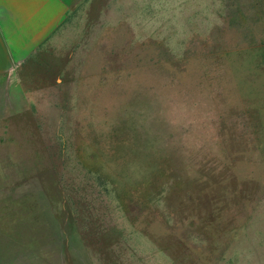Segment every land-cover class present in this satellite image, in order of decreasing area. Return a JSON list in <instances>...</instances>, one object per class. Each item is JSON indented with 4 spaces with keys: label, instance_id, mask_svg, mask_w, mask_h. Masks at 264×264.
Returning <instances> with one entry per match:
<instances>
[{
    "label": "rangeland",
    "instance_id": "obj_1",
    "mask_svg": "<svg viewBox=\"0 0 264 264\" xmlns=\"http://www.w3.org/2000/svg\"><path fill=\"white\" fill-rule=\"evenodd\" d=\"M0 119V264H264V0H90Z\"/></svg>",
    "mask_w": 264,
    "mask_h": 264
},
{
    "label": "crops",
    "instance_id": "obj_2",
    "mask_svg": "<svg viewBox=\"0 0 264 264\" xmlns=\"http://www.w3.org/2000/svg\"><path fill=\"white\" fill-rule=\"evenodd\" d=\"M90 0H0V119L14 113L11 87L33 56L59 44L65 19Z\"/></svg>",
    "mask_w": 264,
    "mask_h": 264
}]
</instances>
